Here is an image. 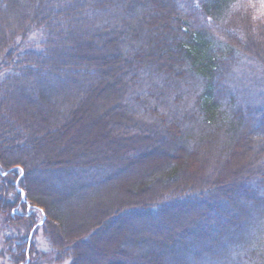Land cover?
I'll use <instances>...</instances> for the list:
<instances>
[{
    "label": "trees",
    "instance_id": "1",
    "mask_svg": "<svg viewBox=\"0 0 264 264\" xmlns=\"http://www.w3.org/2000/svg\"><path fill=\"white\" fill-rule=\"evenodd\" d=\"M263 72L264 0H0V214L31 232L42 209L64 243L65 208L113 202L57 262L81 264L109 229L117 264H264ZM117 93L98 156L48 162ZM241 142L258 153L237 179Z\"/></svg>",
    "mask_w": 264,
    "mask_h": 264
},
{
    "label": "rangeland",
    "instance_id": "2",
    "mask_svg": "<svg viewBox=\"0 0 264 264\" xmlns=\"http://www.w3.org/2000/svg\"><path fill=\"white\" fill-rule=\"evenodd\" d=\"M149 28H151L149 26ZM264 73V72H263ZM100 80L99 82H101ZM116 99H111L109 101L106 100V107H103L105 104L103 101H98L95 103V105H91L90 108H88L85 112L84 109L81 111L79 114L82 113L81 120H78V122H81V128H77L76 132L68 134L63 137L61 147L63 153L62 155L57 156L56 150L52 149L50 151L51 154L48 156V162L50 160L53 162L52 164H61V165H66L70 164L67 161L69 159H76L78 160L80 156L82 159H95L96 156H98L97 153H95V148L100 149L101 146L99 144H95V141H91V139H99L102 137V135L107 132L109 129L110 120L109 118L111 117V113L113 111L115 112L116 110L112 109L111 107L115 105H121L123 106V103L125 102L123 99L124 96L119 95L117 93ZM114 100V101H113ZM118 107V106H115ZM114 107V108H115ZM104 109V110H103ZM111 109L109 111H105ZM79 112V111H78ZM117 115V114H115ZM108 116V118L106 117ZM119 119L124 120V118L120 117ZM104 122V124H103ZM104 128L106 127L107 130L103 133L99 130V128ZM106 137V136H104ZM108 139V137H106ZM88 142L89 144H85ZM240 145V148L242 149L241 152L237 153L236 157H240L241 159V166L237 179L242 176L243 173L251 171L253 164L255 162V158L257 157V152H255V149L257 147L254 146H249L247 143ZM85 147L86 149L91 150V153L85 155L83 157L81 154L82 148ZM81 148V149H80ZM91 148V149H90ZM93 148V149H92ZM96 149V150H97ZM116 149H118L116 147ZM259 149V148H258ZM260 152V149H259ZM46 158H44L45 160ZM55 159V160H54ZM43 161V160H42ZM41 161V162H42ZM115 162V161H114ZM117 162V161H116ZM114 164V163H113ZM239 166V165H238ZM61 168V169H56L58 171L57 176L60 174L66 173L68 176V179L70 180H64L62 179V187L63 189L67 190L68 187H70V182H72L76 187H77V182L80 181V178L76 175L70 174V172H73L72 168ZM59 168V167H58ZM129 170H132V168H129ZM135 170V169H134ZM38 176V175H37ZM73 177V178H72ZM39 180L43 182L45 179L46 182L48 183L47 188H50L49 191L50 193L53 194L55 197L56 195V186L54 188L52 187V183H50L51 177L47 176H38ZM45 182V183H46ZM50 186V187H49ZM53 189V190H52ZM70 190V189H69ZM62 195V194H60ZM65 195V194H64ZM52 198V197H51ZM110 199L116 198L115 193L109 195ZM108 200V198L101 203L103 211L99 213L98 215V210L97 205L93 209H86V208H79L76 207H67L65 208V212L68 215L69 223L67 224L68 227H65L67 229V234L69 239H64V243H62V239L59 238H54V240L51 242L47 240L46 236L44 235L45 232H43L41 226L44 224V221L46 220V212L42 209L38 210V213H36V218L38 219V229L37 230H32L26 231L25 229H21L18 227L17 223L14 221L6 220L4 219L3 215L0 214V264H14V254L20 252V251H25V250H30L32 247L33 249V254H32V262L30 263V256L27 255L26 260L22 264H34L35 259H37V264H69V260H66L64 262H57L56 257L58 253V248L59 246H63V244H70L71 246L76 245L77 240H83V237H86L87 232L89 234H92L94 231V225L97 224L101 219L104 220L103 218L107 217L105 215H109V212H111V205ZM120 204H124L123 201H120ZM117 206V205H116ZM113 207V206H112ZM109 210V211H107ZM198 211L190 212L187 215H182L179 219H171V225H168V229L172 230L175 228L181 229L185 227L187 222L191 220L194 215L197 214ZM14 223V224H13ZM93 228V229H92ZM127 228V226L125 227ZM128 229V228H127ZM125 230V229H124ZM23 231V232H21ZM98 233L92 234L91 237L94 239ZM115 235L113 234L112 231H109L107 229L104 233L103 236L100 238L98 244L95 246L93 249L91 246L88 249V252L85 254L84 260L81 262V264H117V261L119 260L118 257L115 256V250H114V244H115ZM19 238L21 240H19ZM80 245L77 244V249L76 252H79L80 250ZM86 251V250H85ZM30 252V251H29ZM96 252V253H95ZM95 254L97 256L95 257ZM94 255V258L91 256Z\"/></svg>",
    "mask_w": 264,
    "mask_h": 264
}]
</instances>
